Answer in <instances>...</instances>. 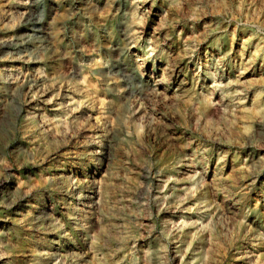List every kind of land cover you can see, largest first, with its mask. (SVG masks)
Masks as SVG:
<instances>
[{
  "label": "rangeland",
  "instance_id": "374dc122",
  "mask_svg": "<svg viewBox=\"0 0 264 264\" xmlns=\"http://www.w3.org/2000/svg\"><path fill=\"white\" fill-rule=\"evenodd\" d=\"M0 264H264V0H0Z\"/></svg>",
  "mask_w": 264,
  "mask_h": 264
}]
</instances>
